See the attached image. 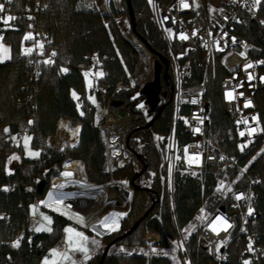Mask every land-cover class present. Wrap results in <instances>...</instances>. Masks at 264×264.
Listing matches in <instances>:
<instances>
[{
	"label": "trees",
	"instance_id": "1",
	"mask_svg": "<svg viewBox=\"0 0 264 264\" xmlns=\"http://www.w3.org/2000/svg\"><path fill=\"white\" fill-rule=\"evenodd\" d=\"M131 1L136 20V33L132 31L133 34L151 50L155 58L165 56L147 1ZM37 5L46 7L45 11L28 19L27 8L34 9ZM13 9L19 14V21L14 29L6 31L4 40L10 45L11 58L0 63V264H42L43 257L61 240L64 228L71 224L65 217L53 214L54 223L50 232L30 230L27 216L34 196L24 191L25 187L33 185L36 195L44 198L50 185V177L62 172L61 165L66 157L83 161L87 181L91 183L102 185L111 178H128L134 190L129 216L121 222L118 231L103 236L102 243L105 246L127 233L155 202L139 227L131 235L114 243L111 249L118 244L140 248L147 232L160 234L164 245L168 247L174 231L166 212L165 189L162 184L165 174L163 154L155 146L152 136L157 134L164 137L162 146H166L171 120L170 96L162 102L166 105L165 110L160 115L153 113L151 120L155 119L150 127H146L149 122L141 111L140 99L144 100L143 96L133 90H120L114 94L109 102L110 107L116 112L130 113L132 123L125 137L130 162L110 174L107 170L103 130L97 124L95 104L90 99L87 78L80 67L87 63L88 56L93 53L99 54L103 59L106 57L101 67V83L113 86L134 71L138 61L137 52L118 31L115 22L99 13L98 0H13ZM258 9L264 16V0H260ZM241 19L238 32L248 40L250 55L264 57V30L257 19L245 12H242ZM30 22L42 37L46 33L49 35L51 43L47 47L57 57L55 63H42V75L36 84L30 83L28 79L29 68L26 57L22 54ZM63 69L67 71H62ZM192 70L191 83L198 85L204 73L203 59L199 53L194 55ZM226 75L224 67L217 64L215 76L209 81L207 97L211 101L213 113L211 134L214 141L218 139L217 143L222 149L239 157L232 122L226 114L221 91V83ZM162 84L163 90L169 94L171 80L169 79L168 84L163 80ZM73 93L78 98L75 99ZM257 101L264 126V88L258 93ZM61 119L68 120L71 126H80L76 148H68L64 153L48 144V139L56 135ZM23 130H27L32 136L31 145L40 151L39 158H26L23 147L12 143V137L22 135ZM52 143L56 147L63 144L60 136L54 137ZM178 143L182 155L187 143L182 125L178 128ZM14 154L19 155L20 163L12 173H8L7 162L9 156ZM144 166L147 169L133 186L132 178ZM250 171L259 182V223L264 225V160H257ZM42 179L48 183L44 194L40 195L37 182ZM10 184H13V188L5 191V187ZM205 184L210 188L215 186L213 175L206 178ZM202 185L201 178L185 172L181 158L175 172L174 188L178 221L182 228L190 224L201 207ZM156 211H160V218L153 216ZM17 240L20 241L19 247H13ZM189 246L195 248L197 245L191 241ZM111 249L103 264H145V259L141 256L112 254ZM192 251L198 264H213L206 252L198 248H192ZM102 254L96 253L86 264H100ZM170 263L166 258L154 261V264ZM228 264H242L239 249L233 251Z\"/></svg>",
	"mask_w": 264,
	"mask_h": 264
},
{
	"label": "built area",
	"instance_id": "2",
	"mask_svg": "<svg viewBox=\"0 0 264 264\" xmlns=\"http://www.w3.org/2000/svg\"><path fill=\"white\" fill-rule=\"evenodd\" d=\"M146 1L165 50V56L170 63L171 85L168 96L171 101V120L167 136L168 172L165 195L174 231L172 241L174 247L173 250L166 251L162 236L156 232H147L143 236V249L137 255L145 259V264H154L155 259L161 258L168 259L170 264H198L179 224L175 205L174 184L179 153L178 128L182 125L187 138L182 154L185 170L192 171L203 180L202 204L199 209L201 229L197 248L206 252L213 264H228L235 249H239L242 264H245V261H248V264H264V225L259 223L261 212L257 205L260 197L257 190L259 182L250 171L251 166L259 160L256 151L264 147V126L257 101L258 93L264 88V57H252L249 53L248 40L238 32V26L242 24V12L257 19L263 30L264 16L260 13L255 0H185L189 5L187 8L182 6L181 0H151V3L149 0ZM0 4L4 5V10L0 12V37H2L0 40L4 41L6 31L14 29L18 23L19 14L13 9V0H0ZM125 4L126 0H98V11L115 22L123 37L137 52L138 61L134 71L125 80L118 81L113 86H106L101 83V76L97 75L101 72L106 57L103 59L99 54L93 53L88 56L87 63H83L80 67L84 76L88 73L85 77L91 81L90 93L97 97V107L102 111L105 123L107 114L111 111L118 113L109 104L115 93L120 90H137L140 94L143 86L154 80L156 58L140 39H135ZM45 9L46 7L40 5L34 9L27 8L28 19H33ZM8 16L15 19L8 24L3 23ZM34 29V24L30 22V30L26 35H31L33 39L25 40L22 49L29 68L28 79L32 84L40 80L42 63L49 59L55 63L57 59L56 53L47 47L51 43L49 35L46 33L42 37ZM182 33L188 38L181 39ZM41 44L42 48L39 46ZM27 48L33 49L31 54H25ZM180 48L184 51L178 53ZM52 53H55V56ZM196 53L202 56L204 64V73L198 85L191 83L192 64ZM180 56L184 58L180 59ZM217 64L222 65L227 71L221 83V91L226 114L232 122L239 157L225 151L218 145L217 140L212 139L213 113L207 95L209 81L215 76ZM249 64L252 67H247ZM249 76L252 78L249 79ZM135 81L138 83L133 87L131 84ZM230 91L234 97L231 100L226 96ZM247 101H251L249 107H245ZM129 116L131 118L130 113ZM253 117L257 119L254 120ZM103 128L108 171L113 174L130 162V155L125 147V137L129 130L122 142V152L126 157L125 164L118 168L116 159L121 157L113 154L110 130L106 124ZM252 128H256L257 131L249 135ZM242 132L244 135H241ZM72 174L73 176L67 180H74L77 183L64 189L57 188V185L63 181V175L53 174L46 194L58 191L67 193L69 196L63 202L65 208L85 215L93 211L79 202L82 198L79 193L88 191L78 183L84 182L88 187L104 186V189L108 184L117 183L111 178L104 185H96L87 181L85 176L79 180L75 178L74 173ZM209 175H213L215 181L213 188L205 184ZM57 177L60 180L57 181ZM9 188H13V184H10ZM127 189L131 190L129 187ZM24 191L32 194L34 201L42 199L36 195L35 187H25ZM238 195H242L243 198L237 199ZM129 201L131 202L130 199ZM249 208L252 209L251 215L248 212ZM217 217L221 219L217 220ZM27 220L30 230L40 222V219L32 214L27 216ZM224 220L231 225L226 230Z\"/></svg>",
	"mask_w": 264,
	"mask_h": 264
},
{
	"label": "rangeland",
	"instance_id": "3",
	"mask_svg": "<svg viewBox=\"0 0 264 264\" xmlns=\"http://www.w3.org/2000/svg\"><path fill=\"white\" fill-rule=\"evenodd\" d=\"M119 31V30H118ZM120 32V31H119ZM121 33V32H120ZM122 34V33H121ZM135 35V34H134ZM133 35V36H134ZM135 39L136 40H138V38H137V36L135 35ZM181 51H184V49H178V53H181ZM138 83V82H137ZM136 83V81L135 82H133L131 85L134 87V85H136L137 84ZM86 85H87V88H88V90L90 91V88H91V81H90V79H86ZM134 91H137V90H134ZM138 92V91H137ZM75 99L76 98H78V96L77 95H75V97H74ZM144 98V97H143ZM90 99H91V101L93 102V100L95 101V102H93L94 104H95V109H96V118H97V124H98V126L103 130V140H104V142H105V137H104V134H105V129L103 128V126L106 124L105 123V121L103 120V113H102V111L97 107V102H98V99H97V97H95V96H92V95H90ZM140 101H141V105L143 106V107H141V111H143L144 112V115H145V118H146V120H147V122H150L151 121V119L153 118V113H149L148 112V110H149V106H147L146 104H145V98H144V100H141L140 99ZM131 118H132V116H131ZM60 129H61V131L63 130L62 129V127L63 126H66V130H64L65 131V133H68V134H70L72 131H73V134H75V135H70V137H74L73 139H72V141L73 140H75L76 138L78 139L79 138V128H80V126L78 125V126H71L69 123H68V121L67 120H61L60 121ZM66 124V125H65ZM78 130V131H77ZM58 131H59V123H58V129H57V133H56V135L55 136H53V137H51L50 139H48V144L52 147V148H55V149H57L59 152H65V150L66 149H68V148H70V149H72V148H76V146H77V144H78V142H77V144L73 141L72 143H73V145H70V144H68L67 142L66 143H64V144H62V146H60V147H56V146H54L53 145V143H52V139L54 138V137H57V134H58ZM76 132V133H75ZM23 134H28L27 133V130H23ZM21 136V135H20ZM20 136H18V137H20ZM13 138H15V139H13ZM18 138L17 137H12V139H11V141H12V143L13 144H15L16 146L17 145H20V143H19V141L17 140ZM152 140H153V142H154V144H155V146L159 149V151L161 152V154H163V156H162V158H163V162H162V164L164 165V168H165V174H164V176H163V181H162V184H163V187H164V189H165V187H166V185H167V172H168V163H167V157H168V143H166V146L165 147H163L162 146V141L164 140V137H162V136H159V135H157V134H154L153 136H152ZM215 140H218V139H215ZM183 154V153H182ZM256 155H258L259 156V159L260 158H262L263 160H264V147H262V148H260L259 150H257L256 151ZM13 156H16V157H18V159H11ZM69 158V157H68ZM177 164H178V162H179V160L182 158L183 159V155H181V153H180V149H179V153H178V155H177ZM20 157H19V155L18 154H14V155H10L9 156V159H8V162H7V171H8V173H12L14 170H15V168L16 167H18L19 166V163H20ZM66 159H67V157H66ZM65 161V160H64ZM64 161H63V163H64ZM184 161V160H183ZM63 163H62V165H61V167H62V172L61 173H57V174H62L63 175V173H65V172H69V173H71V171H66V170H64V168H63ZM83 169H84V176H85V179L87 180V170H86V167H84V165H83ZM176 169H177V167H176ZM107 170H108V166H107ZM109 172V171H108ZM185 172L187 173V174H189V175H191V176H193V177H197V178H200V176L199 175H196L195 173H193L192 171H188V170H185ZM73 176V174L72 175H69V176H65V175H63V181L61 182V183H59L58 185H57V188H59V189H64V188H67V186H70L71 184L72 185H74V184H76L77 182L76 181H74V180H67L68 178H71ZM117 183H119V184H121V185H124V186H126V187H129V188H131V190L134 192V190H133V188H132V186L130 185V181H129V179L128 178H118V179H114ZM109 182V181H108ZM107 183V182H106ZM105 184V183H104ZM103 184V185H104ZM61 185H62V187H61ZM78 185H80V186H82V187H85L86 189L85 190H87L88 192H83V191H81L80 193H79V195L80 196H84V197H97V195L99 196L100 195V197H102V201H104V200H106L107 199V192H106V189H104L103 187L104 186H100V187H88L87 185H86V183H84V182H80V183H78ZM109 185V184H108ZM28 187H33V185H30V186H28ZM107 187V186H106ZM5 188H9V186L7 185ZM54 194V195H53ZM69 195L67 194V193H65V192H63V191H58V192H56V193H52V196H51V198H50V200L52 199V201L53 200H60V201H63L66 197H68ZM165 197H166V195H165ZM50 203H51V201H45V204H47L48 205V208L49 209H51V208H53L54 210H58V211H61V213H66V211H64L63 209H61L59 206H50ZM131 204H132V199H131V202H130V207H128V209L126 210V211H122V210H117V209H114V208H112V209H109L108 211L107 210H104V209H102V208H100L99 210H97V211H95V212H93V213H91V215L92 216H96L97 218L99 217H101V216H103L104 218L105 217H108L109 218V221H111V220H113V221H115L114 223L115 224H118V226H119V222H122L124 219H126L128 216H129V213H130V211H131ZM47 208V209H48ZM166 212L169 214V216H170V210H169V208H168V205H167V199H166ZM43 212H44V210H42ZM163 212V211H162ZM51 213V212H50ZM31 214V213H30ZM159 215H160V211H156L155 213H154V217L155 218H160L159 217ZM70 217H71V219L73 220V221H76V222H81L82 221V215L81 214H79V212H74V213H72V216L70 215ZM170 221H171V219H170ZM71 225V224H70ZM42 225H40V226H38V227H41ZM73 226V225H72ZM100 226H102L101 224H100ZM37 227V228H38ZM200 229H201V213H200V211H198L196 214H195V216L193 217V219L191 220V222H190V224L188 225V226H186L185 228H183V232H184V234H185V236H186V238H187V241H188V244H190V242L192 241V242H196V245H197V240H198V236H199V232H200ZM92 230V232L93 233H96V234H100V235H105V233L104 232H100L96 227L94 228H92L91 229ZM118 231V230H117ZM112 232H115V231H112ZM111 232V233H112ZM85 234H87L88 235V233H85ZM103 236H101L100 238H98L97 236V242H98V240L99 239H101V244H100V246L98 247V249L95 251L96 253H103L104 252V249H105V243H102V238H103ZM195 239V240H192V239ZM173 239H174V233H173ZM173 239L171 240V242H170V245L168 246V247H170V248H168L167 246H166V251H171V250H173V243H172V241H173ZM99 242H100V240H99ZM193 249H195V248H197V246H195V248L194 247H192ZM191 248V249H192ZM80 249H88V245L87 244H85L84 246H83V248H80ZM121 249H123V251H121ZM142 249H143V246H141L140 248H132V247H128V246H126L125 244H118V245H116V246H114L112 249H111V253L112 254H117V255H121V254H138L139 252H141L142 251ZM80 251H82V250H80ZM69 258L67 257V260H68ZM177 259V258H176ZM59 260H60V258H59V256L57 255V253L55 252V254L53 253V250L52 251H50V254L49 255H46L45 256V259H44V264H45V261H47V264H59ZM69 263V262H68ZM71 264H72V262H70ZM69 263V264H70Z\"/></svg>",
	"mask_w": 264,
	"mask_h": 264
},
{
	"label": "crops",
	"instance_id": "4",
	"mask_svg": "<svg viewBox=\"0 0 264 264\" xmlns=\"http://www.w3.org/2000/svg\"><path fill=\"white\" fill-rule=\"evenodd\" d=\"M0 45H3L4 47H7L10 50L8 55L11 58L10 45L7 44L5 41H1V40H0ZM10 58L3 60V62L10 60ZM3 62H0V63H3ZM61 120H66V119H61ZM60 121H59V131H58L57 137L58 136L61 137L63 144L67 142L68 144L73 145V143H72L73 141L77 144L79 138L78 139L76 138L75 140L72 141V139L74 137H70V135L73 134V131L70 134L65 133L64 130H66V126H63L62 127L63 130L61 131ZM78 132H79L78 134H80V128H79ZM73 135H75V134H73ZM13 137L18 138L17 140L19 141L20 145L23 147L24 155L26 158H30V159L39 158L40 151L37 149H34L31 145V142H32V136L31 135L22 134L20 137H18V136H13ZM26 137H31V139L27 141V146L25 145V138ZM29 152H38L39 155L38 156H32L29 154ZM49 194H46L45 197L42 198L40 201H34L31 204L30 213L34 216H37L40 219V222L36 226H34L31 230L34 232H38V233L50 232L46 229L50 228L52 230V228H53V223H54L53 214H59V215L65 217L66 219L70 220L71 225H68L64 228L63 236H62L61 240L53 248H51L49 250V253L47 255L50 254V251L55 250V252L57 253V255L60 258L59 264H69L70 262H72V264H86L87 261L89 259H91L96 254L95 251L98 249V247L101 244V239H99L100 242H99V240L97 242V237L100 238L101 236H103L100 234L93 233L91 229L93 227L94 228L96 227L100 232H104L105 235H107V234H110L112 231L119 230L121 222H119V226H118V224L113 223V220H111V221H109L110 227H104V226H100V221H102L104 219L103 216H101L100 218L99 217L97 218L96 216H92L93 214L92 215L91 214L85 215V214H82L80 212H79V214H81L83 217L82 221L81 222L73 221L71 219L70 215L72 216V213H74L75 211H71V210L65 208V206L63 204L64 200L63 201H60V200H53L52 201V199L50 200ZM45 201H47V202L51 201L50 206H53V207L59 206L61 209L66 211V213L63 214V213H61V211L54 210L53 208L49 209L48 205L45 204ZM42 210H44V212ZM44 217H48L51 222L49 223V220H45ZM40 225L43 226L44 230L36 231L35 229ZM112 228H115L116 230H112ZM67 229H72V231L69 232V231H67ZM77 233H80L82 235H77ZM85 233H88V235ZM85 244L88 245V249L86 250V253H85V251H80V248H83V246ZM86 256H87V258H86ZM67 257L69 258L68 260H67ZM44 259H45V257H43V259H42V264H44Z\"/></svg>",
	"mask_w": 264,
	"mask_h": 264
},
{
	"label": "bare ground",
	"instance_id": "5",
	"mask_svg": "<svg viewBox=\"0 0 264 264\" xmlns=\"http://www.w3.org/2000/svg\"><path fill=\"white\" fill-rule=\"evenodd\" d=\"M106 120V127L110 130L112 152L117 157H121L116 159V165L120 168L125 164L126 160L125 154L122 152V142L123 137L131 126V118L128 114L121 116L111 111L107 114ZM63 168L66 171L74 173L76 179L81 180L84 177L83 161L80 159L70 157L65 159ZM57 178V181L60 180L59 177ZM126 189L127 187L121 184H109L106 187V195L108 196L106 200L102 201V197H96L94 199L82 197L79 202L86 207H90L88 209L93 212L100 208L107 211L112 208L126 211L130 207V201L124 194V190Z\"/></svg>",
	"mask_w": 264,
	"mask_h": 264
},
{
	"label": "water",
	"instance_id": "6",
	"mask_svg": "<svg viewBox=\"0 0 264 264\" xmlns=\"http://www.w3.org/2000/svg\"><path fill=\"white\" fill-rule=\"evenodd\" d=\"M126 4H127V8H128V14H129V18H130V23H131V27H132V31L134 33H136V20H135V15H134V10H133V5H132V1L131 0H126ZM184 56H180V59H183ZM169 67H170V63L169 60L166 56L164 55H159V57H157L155 59L154 62V80L151 82L146 83L143 88L140 91V95H142L145 98V104L147 106H149V113H158V115H160L166 108V105L163 104V100L167 99L168 97V93L167 91H162L163 90V84L162 81L164 80V82L166 84L169 83V79H170V73H169ZM162 95V97H161ZM119 115L124 116V115H129V113L120 111L118 112ZM155 119V118H154ZM153 120H151L146 127H150L153 123ZM147 169V166H144L143 170L139 173H137L131 180V184L134 186L135 185V181L136 179L141 176L144 171ZM48 181L47 180H39L37 182V190L38 193L40 195H43L46 189ZM124 194L128 199H132L133 196V191L130 189H126L124 190ZM155 206V202L153 203L152 207L150 208V210H148L146 212V214L144 215L143 218H141V220H139L138 222L135 223V225L127 232L125 233L123 236H120L119 238H117L115 241H113L111 244H109L108 246H106L103 254H102V258L100 261V264H103L112 245L114 243H116L117 241L122 240L124 237H127L129 235H131L141 224L142 220L144 218H146L150 211L153 209V207Z\"/></svg>",
	"mask_w": 264,
	"mask_h": 264
},
{
	"label": "snow or ice",
	"instance_id": "7",
	"mask_svg": "<svg viewBox=\"0 0 264 264\" xmlns=\"http://www.w3.org/2000/svg\"><path fill=\"white\" fill-rule=\"evenodd\" d=\"M149 2L151 3V0H149ZM255 3H256V4H259V3H260V0H255ZM181 4H182V6L185 7V8H187V7L189 6V5L185 2V0H181ZM3 10H4V5H3V4H0V12H2ZM13 19H15V18L12 17V16H8V17H6V18L3 20V23L8 24V23H9L11 20H13ZM193 35H195V33H193ZM180 38H181V39H187L188 37H187V35H185V34L182 33V34L180 35ZM0 39H2V37H0ZM24 39H25V40H29V39H33V37H32L31 35H26V36L24 37ZM39 46H40L41 48L43 47L42 44L39 45ZM9 51H10V50H9L7 47H4L3 45H0V62H3V60H5V59H9V58H10V56L8 55ZM32 51H33L32 48H27V49H25V54H31ZM52 55L55 56V53H52ZM242 55H243V54H242ZM44 62H45L46 64H50V63H52L53 61H52L51 59H49V60H46V61H44ZM247 67L250 68V67H252V65L249 64V65H247ZM62 71H67V69H63ZM97 75H98V76H102L103 73L100 72V73H97ZM85 76L87 77V76H88V73H85ZM251 78H252V77L249 76V79H251ZM73 96L75 97V93H73ZM226 96H227V98H228L229 100L234 99V97H233V93H232L231 91H230V92H227V93H226ZM93 102H95V101L93 100ZM193 102H195V101H193ZM250 105H251V101H247V102L245 103V107H249ZM141 107H143V106L141 105ZM253 119L255 120V119H257V118H256V117H253ZM246 122H247V121H245V123H246ZM30 123H31V122H30ZM5 131L7 132L8 129H5ZM77 131H78V130H77ZM195 131H199V129H195ZM256 131H257L256 128H252V129H250V131H249V135H252V134L255 133ZM241 135H244V133L242 132ZM13 139H15V138H13ZM30 139H31V137H26V138H25V145H26V146H27V141L30 140ZM185 152H187L186 149H185ZM29 154L32 155V156H38V155H39L38 152H29ZM11 159H18V157L13 156ZM63 175H65V176H69V175H72V173L65 172V173H63ZM61 187H62V185H61ZM4 190L7 191V188H5ZM49 195H50V198H51V195H52V194L50 193ZM236 198H237V199H241V198H243V197H242V195H238ZM57 202H58V201H57ZM248 212H249V215H251V214H252V209L249 208ZM44 219H45V220H49L48 217H44ZM216 219H217V220H220L221 218H220V217H217ZM50 222H51V221L49 220V223H50ZM113 223H114V221H113ZM223 223L226 225L225 230L227 229V227H231V225L228 224L226 220H224ZM100 224H101L102 226H104V227H110V225H109V218H108V217H105L102 221H100ZM35 230H36V231H41V230H44V229H43V226H41V227L36 228ZM46 230L51 231L50 228H48V229H46ZM112 230H116V229H115V228H112ZM67 231L71 232L72 229H67ZM213 231H215V229H213ZM77 235H82V234L77 233ZM19 245H20V241L17 240V241L14 242L13 247H19ZM80 250L85 251V253H86V249H80ZM121 251H123V249H121ZM153 251H155V249H153ZM53 253L55 254V250H53ZM86 258H87V256H86ZM45 264H47V261H45ZM245 264H248V261H245Z\"/></svg>",
	"mask_w": 264,
	"mask_h": 264
}]
</instances>
